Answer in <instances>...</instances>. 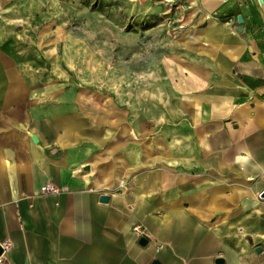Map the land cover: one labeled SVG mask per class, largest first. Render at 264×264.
I'll return each instance as SVG.
<instances>
[{
  "label": "crops",
  "instance_id": "crops-1",
  "mask_svg": "<svg viewBox=\"0 0 264 264\" xmlns=\"http://www.w3.org/2000/svg\"><path fill=\"white\" fill-rule=\"evenodd\" d=\"M189 2V84L142 157L84 155L73 115L12 105L0 72V264H264V0Z\"/></svg>",
  "mask_w": 264,
  "mask_h": 264
},
{
  "label": "rangeland",
  "instance_id": "rangeland-1",
  "mask_svg": "<svg viewBox=\"0 0 264 264\" xmlns=\"http://www.w3.org/2000/svg\"><path fill=\"white\" fill-rule=\"evenodd\" d=\"M198 25L189 0H0V72L12 105L73 115L84 155L142 157L178 117Z\"/></svg>",
  "mask_w": 264,
  "mask_h": 264
},
{
  "label": "built area",
  "instance_id": "built-area-1",
  "mask_svg": "<svg viewBox=\"0 0 264 264\" xmlns=\"http://www.w3.org/2000/svg\"><path fill=\"white\" fill-rule=\"evenodd\" d=\"M43 190L44 192H48V193H56L58 191V189L51 183H46L43 186ZM133 231L140 237V236H144L145 231L144 228L142 227L141 224L136 223L133 225ZM12 246V243L10 241H4L0 243V247L2 249V252L0 254V262L2 261V253L6 250H8L10 247Z\"/></svg>",
  "mask_w": 264,
  "mask_h": 264
},
{
  "label": "water",
  "instance_id": "water-1",
  "mask_svg": "<svg viewBox=\"0 0 264 264\" xmlns=\"http://www.w3.org/2000/svg\"><path fill=\"white\" fill-rule=\"evenodd\" d=\"M237 22H238L239 24L242 23V18H241L240 15L237 16ZM238 29L240 30V27H238ZM262 196L264 197V192L262 193ZM108 198H109L108 195H101V196H100V200H101V201H104V202H106V201L108 200ZM138 242H139L141 245H144V244H146L147 239H146L145 236H140L139 239H138ZM256 250L259 251V250H260V247H258ZM1 252H2V249H1V247H0V254H1ZM150 264H160V261L157 260V259H153V260L151 261Z\"/></svg>",
  "mask_w": 264,
  "mask_h": 264
}]
</instances>
